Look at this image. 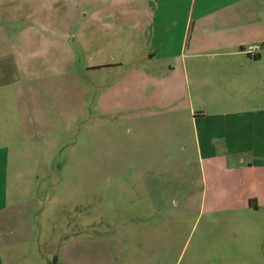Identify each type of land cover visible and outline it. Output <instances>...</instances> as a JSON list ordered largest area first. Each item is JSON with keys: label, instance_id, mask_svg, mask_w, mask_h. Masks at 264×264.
Masks as SVG:
<instances>
[{"label": "rangeland", "instance_id": "374dc122", "mask_svg": "<svg viewBox=\"0 0 264 264\" xmlns=\"http://www.w3.org/2000/svg\"><path fill=\"white\" fill-rule=\"evenodd\" d=\"M224 1L196 0L202 8L194 15L208 10L200 20L227 22L237 14L247 39L243 50L261 46L253 39L255 0L232 1L237 8L229 13L213 9ZM156 2L167 0H70L69 9L54 12L55 35L65 32L69 38L49 48L64 60L55 62L48 76L35 67L40 61L16 58L24 45L11 35L24 22L0 19V82L18 80L24 116L30 118L24 134L8 141L0 156V264H264L252 250L264 239L261 221L250 220L238 203L224 202L221 187L218 201H208L190 124L187 147L181 148L169 119L179 118L183 126L189 108L163 106L153 117L131 119L126 93H117L112 107L102 108L98 101L124 74L116 65L105 66L112 62L109 55L130 65L146 52L143 36L127 35L128 24L147 19V7ZM116 24V43L105 36L95 41V30L106 32ZM236 26L216 27L215 35L222 38L223 29ZM36 29L44 40L51 35L49 28ZM225 51L223 43H199L194 49L201 55ZM197 59L211 72L220 68L219 56ZM165 68L163 63L160 69ZM233 95L216 87L210 105L217 108ZM135 98L147 101L143 94ZM242 100L252 104L254 97Z\"/></svg>", "mask_w": 264, "mask_h": 264}, {"label": "crops", "instance_id": "0c3cea01", "mask_svg": "<svg viewBox=\"0 0 264 264\" xmlns=\"http://www.w3.org/2000/svg\"><path fill=\"white\" fill-rule=\"evenodd\" d=\"M232 1L235 0H226L220 6H214L213 9L222 8L229 13L237 8L231 4ZM197 6L196 0L194 2L187 0L185 6L182 5V0L150 3L145 11L147 19L143 20L145 26L138 24V18L129 22L127 35L143 36L147 50L140 54L138 64L128 65L119 60L114 61L109 55L112 62L105 66L116 65V68H122L124 74L119 81L101 91L98 101L102 108L108 105L112 107L115 95L126 93L130 97L128 107L132 111L131 119L153 117L152 115L157 112L156 108L160 109L163 106H168L173 111L178 108H189L191 118L186 117L183 126L179 118L169 120L173 121L171 123L176 126L179 137L183 141L182 149L187 147V142L184 140L187 138L185 137L186 125L190 124L193 128L198 155L197 164L202 173L205 192L209 195L208 201L217 202L219 197L215 196L216 189L223 188V201L238 203L250 220L255 219L258 222L260 220L259 225L262 228L260 236H263L264 0H255L254 6L256 28L253 39L254 43L261 44L260 51L255 56L244 54L243 45L247 39L245 40L243 35L244 25L236 19L237 14L233 15L235 17L232 21L210 22L199 19L205 17L208 10L202 15L198 12L194 15L193 11H197ZM69 7L70 0H0V19H4L5 24L9 23L6 20L24 22L19 31L11 35L15 42L21 41V45H24L22 46L24 49L21 47L20 52L16 50V58L26 60L28 64H31L33 60L40 61L35 67L42 69L40 73L43 75H50L52 72L49 71L55 67V62L60 65L64 57L61 56L60 51L55 54L52 48L49 54V48L56 43L57 46L64 45L69 38L65 32L59 36L55 35L57 23H55L54 12L66 10ZM198 7L202 8V6ZM110 8H117V6ZM237 11L245 12L244 9ZM234 12L236 11L232 13ZM220 22L224 23L215 26L213 30H204L207 25H217ZM235 25L237 26L234 28L223 29L225 36L222 38L215 35L216 32L219 33L216 27ZM37 27L49 28L52 30L51 35L44 40L37 33ZM119 34L117 24L110 25L106 32L95 30L93 33L96 42L100 40V37L105 36L107 43H116ZM230 35L231 38L228 39ZM48 41H50L49 44ZM199 43L206 45L223 43L226 51L223 54L201 55L194 52ZM218 56L221 62L216 65L220 68L213 72L206 68L205 63L197 59L207 57L215 60ZM128 58L131 59V57ZM163 63L167 68L161 70ZM14 64L20 70V64L18 62ZM247 64L252 66L250 70L246 69ZM220 69L223 71L221 80ZM216 87L226 94L229 92L234 95L232 99L223 101L221 106L213 108L211 107L214 101L212 93ZM254 90L256 93L254 92L253 95V103L243 102L242 99L253 98L250 94L249 97L248 93ZM138 94L145 95L147 101L136 102L135 97ZM195 106L199 108L198 111ZM25 111L18 80L0 82V156H5L7 150H3L6 149L8 141H15L16 137L19 139L27 129L26 125L29 124L30 118L24 116ZM204 164H206L205 169ZM205 195L203 190V197ZM244 229L246 233H249L248 226ZM255 248L260 252V256L256 258L261 257L264 260V239L261 245L254 246L252 250Z\"/></svg>", "mask_w": 264, "mask_h": 264}, {"label": "built area", "instance_id": "2783aa9c", "mask_svg": "<svg viewBox=\"0 0 264 264\" xmlns=\"http://www.w3.org/2000/svg\"><path fill=\"white\" fill-rule=\"evenodd\" d=\"M138 24L145 26L144 22L139 21ZM249 55L255 56L260 51V45L251 44L247 48L244 49Z\"/></svg>", "mask_w": 264, "mask_h": 264}]
</instances>
